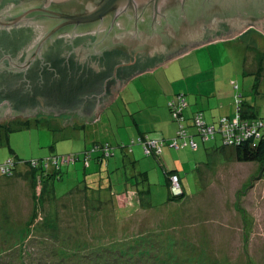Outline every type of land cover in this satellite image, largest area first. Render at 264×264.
<instances>
[{
    "label": "rangeland",
    "instance_id": "obj_1",
    "mask_svg": "<svg viewBox=\"0 0 264 264\" xmlns=\"http://www.w3.org/2000/svg\"><path fill=\"white\" fill-rule=\"evenodd\" d=\"M249 28L135 76L95 120L73 113L12 119L32 120L0 147V162L68 155L93 140L117 150L109 167L62 162V178L50 182L57 199L42 196L26 170L0 175V264H264V166L238 161L220 136H197V148L168 144L176 122L167 102L177 93L224 102L231 116L239 95L264 117V33ZM135 122L165 142L160 158L137 144L135 153L123 151L139 134ZM170 170L181 178L173 194L181 200H170ZM111 188L135 201L141 190L143 208L120 207Z\"/></svg>",
    "mask_w": 264,
    "mask_h": 264
},
{
    "label": "water",
    "instance_id": "obj_2",
    "mask_svg": "<svg viewBox=\"0 0 264 264\" xmlns=\"http://www.w3.org/2000/svg\"><path fill=\"white\" fill-rule=\"evenodd\" d=\"M250 25L264 33V0H0V44L19 46L0 55V73L13 71L0 75V121L15 112L95 120L135 76ZM28 77L93 96L65 109L25 89L15 109L5 89L12 81L24 91Z\"/></svg>",
    "mask_w": 264,
    "mask_h": 264
},
{
    "label": "trees",
    "instance_id": "obj_3",
    "mask_svg": "<svg viewBox=\"0 0 264 264\" xmlns=\"http://www.w3.org/2000/svg\"><path fill=\"white\" fill-rule=\"evenodd\" d=\"M259 70H261V68H259ZM181 96L182 98L185 99V105L183 106L181 111V116H183L182 121L175 116L173 107L169 105L171 101L177 100ZM235 97L237 100L236 114L233 116L222 115L218 117V119L210 122L207 120L204 112L205 109L202 107H198L197 109L191 112L190 116H188L186 111L189 107V104L187 101L186 94L177 93L167 102V106L169 108L171 117L173 121L176 122L175 134L173 138L170 139L171 142H169L168 144L171 147L181 148V147H186L189 144L190 146H192L191 141H194L196 143V147L193 146L192 147L197 148L199 146L198 141H196L197 136H199L203 142L215 140L217 136H220V139L222 141L221 148L224 150L226 147H232L235 150V157L238 161L240 162L256 161V162H260L264 166V117H262L258 112H256L251 106L247 105L245 101L240 99L241 96L238 95ZM196 116L202 118L205 124L215 126L216 132L213 135V137L209 136L208 138H205L204 136H202L201 131L196 125ZM235 117H238L240 119V123L238 126L235 127V130L232 129L230 131V133L233 134L231 136L232 141L226 142V136H224V132H222V128H221L223 124L221 120L223 118L226 119L229 118V120H232ZM31 120H32L31 118H26V119H17V120L6 119L5 121H0V147L8 145L11 133L22 130L25 127H28L29 122ZM181 125H183L186 130V135L184 137H181V135L178 133ZM81 126L83 128L85 127L84 124ZM147 137L149 139H155L151 136L149 132H140L135 138H132L130 144H122V145L120 144L121 148L123 149L130 148V151H132L133 146L137 144L141 146L142 151L145 155L147 156L155 155L156 157L159 158L162 151L160 154H158L155 148L153 149L150 148L147 144V140H146ZM155 140H157L159 143H162L161 147L163 149L165 142L158 139ZM174 141H178V143H180V147L174 146L173 145ZM183 142H185L186 144L182 145ZM116 150H117L116 145L112 144L110 141L93 140L91 145L89 147H86L84 150L63 156L52 155L47 158H33L27 161H24L16 157V155L10 156L6 158L3 162H0L1 165L4 164L8 159L13 160V163L11 165H6L10 169V174H2L0 171V175L10 177L15 175L16 173L19 174L23 170H26L36 179V186L40 188L39 192L42 196L44 197L50 196L51 198L54 197L55 199H57L55 196L54 185L51 186L50 182L52 181L54 183L56 180L62 178V173H63L62 162H65L67 164H75L78 160L82 159L84 162L85 169L90 167L92 161H94V163L99 166H102L103 163L106 162L108 164L107 166L109 167L111 164L109 159L116 154ZM124 155L125 154H123V156ZM166 174H167V178L169 179V185H170V192H171L170 200H174L177 197H175L173 195L174 193L171 191L172 188L171 178L173 175H177L179 178V183L181 187H183L181 178L176 170L167 171ZM145 178L147 179L148 176H146ZM110 187H114V185L110 184ZM137 192L140 195L141 190L138 189ZM111 193L112 195L115 196L117 195L116 202L120 207H137V209H139V207L143 208L144 202L142 198H140L139 201L131 200V198L128 199L129 193H127V191L116 193L112 190V188H111ZM177 199L181 200L180 197H178ZM99 200L102 201L103 197H100ZM97 263L117 264L115 261L109 260L107 258L101 260V262L97 261Z\"/></svg>",
    "mask_w": 264,
    "mask_h": 264
},
{
    "label": "flooded vegetation",
    "instance_id": "obj_4",
    "mask_svg": "<svg viewBox=\"0 0 264 264\" xmlns=\"http://www.w3.org/2000/svg\"><path fill=\"white\" fill-rule=\"evenodd\" d=\"M253 27L254 26L250 25L249 29ZM16 48H19V46L12 45L9 41H7V43L0 44V55H1V52H3L4 50L6 51L9 50L12 54H14V51ZM5 55L6 54L0 56V60ZM8 71L9 73L1 72L0 75L6 76L8 74L13 73V71L9 69ZM28 78H29L28 80L29 84L27 83V79L24 80L27 83L26 87L24 88V91L21 89H16V86H15L16 84L13 83L12 81H9V85L8 87H6V89H5V86H3L4 89L7 90L6 96L9 100V103H11L13 105V108L15 109H17L19 105L25 104L28 101L29 98L23 97L24 95H26L25 89L27 91L35 90L42 97H46L49 100H55L54 102L56 105H59L65 109L66 107H69V109H74V108L76 109L77 106H79L80 102L85 101L84 100L85 98L90 99L93 96V95L92 96L90 95L91 92H87V94L82 92L85 90V88L81 91V87L79 86L78 83L77 84L76 83L66 84V83H62V81L54 83V82H46L44 79L38 78V80H41V81L43 80V82H41V81H38L36 77H28ZM50 105L51 107H54L53 104H50ZM19 115H23V114L15 112V114L11 115L12 117H9L6 119H13L15 118V116H19Z\"/></svg>",
    "mask_w": 264,
    "mask_h": 264
},
{
    "label": "built area",
    "instance_id": "obj_5",
    "mask_svg": "<svg viewBox=\"0 0 264 264\" xmlns=\"http://www.w3.org/2000/svg\"><path fill=\"white\" fill-rule=\"evenodd\" d=\"M169 105L171 107H173V111L176 117H178L179 120H183V116H181V111L183 106L185 105V99L181 97H179V99L177 100H173L169 103ZM223 122L221 128H222V132H224V136H226V142H230L231 140V136L233 135L232 133H230V131L232 129L235 130V127L239 125L240 123V119L238 117L233 118L232 120L223 118L221 120ZM196 125L198 126L199 130L201 131L202 136H204L205 138H208L209 136H212L215 134L216 130H215V126L214 125H207L205 124V122L202 120V118H200L199 116H196ZM181 137H184L186 135V130L184 128L183 125H181L180 130L178 132ZM248 136V135H247ZM147 140V144L150 148H155L156 152L158 154L161 153L162 151V143H159L157 140L155 139H149L148 137L146 138ZM186 143L183 142L182 145H185ZM191 144L193 147H196V143L194 141H191ZM173 145L176 147H180V143H178V141H174ZM13 163L12 159H8L4 164L0 165V171L2 174H10V169L9 167H7L6 165H11ZM172 181V192L175 194L176 192L178 193L180 191V183H179V178L177 175H173L171 178Z\"/></svg>",
    "mask_w": 264,
    "mask_h": 264
},
{
    "label": "crops",
    "instance_id": "obj_6",
    "mask_svg": "<svg viewBox=\"0 0 264 264\" xmlns=\"http://www.w3.org/2000/svg\"><path fill=\"white\" fill-rule=\"evenodd\" d=\"M233 39L236 40V38H229V39H222V40L212 41V42H209L207 44H211V43H215V42H220V41H225L226 42V41L233 40ZM207 44H205V45H207ZM187 101H188V104H189V107H188V109L186 111V113H187L188 116H190L191 115V112L194 111L195 109H197L198 107H202V108H204L206 110H209V113L207 112L206 117H210L209 119H212V121L218 119V117H220L222 115H229V116H231L229 113L226 114V112H225L226 109L225 108H229V107H226L224 102H221V101H219V102H213V100H211V99H209L208 101H203L202 99L199 100L198 98H194V99L187 98ZM235 114H236V112L234 113V115ZM135 124H136V122H135ZM136 127L138 128V133H140V132H147V130H143V131L140 130L139 129V126L137 124H136ZM118 150H120V149H118ZM123 151L124 152H127V153H132V152L135 153V150L132 149V151H130V148L129 149L125 148V149H123ZM136 197L139 198V199L141 198L140 195H137Z\"/></svg>",
    "mask_w": 264,
    "mask_h": 264
}]
</instances>
